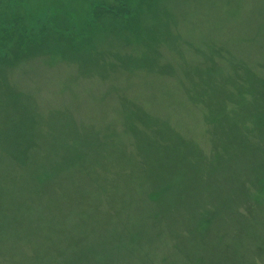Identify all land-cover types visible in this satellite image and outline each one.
Returning a JSON list of instances; mask_svg holds the SVG:
<instances>
[{
	"label": "rangeland",
	"instance_id": "obj_1",
	"mask_svg": "<svg viewBox=\"0 0 264 264\" xmlns=\"http://www.w3.org/2000/svg\"><path fill=\"white\" fill-rule=\"evenodd\" d=\"M0 264H264V0H0Z\"/></svg>",
	"mask_w": 264,
	"mask_h": 264
},
{
	"label": "trees",
	"instance_id": "obj_2",
	"mask_svg": "<svg viewBox=\"0 0 264 264\" xmlns=\"http://www.w3.org/2000/svg\"><path fill=\"white\" fill-rule=\"evenodd\" d=\"M262 86H263V83H261V88H262Z\"/></svg>",
	"mask_w": 264,
	"mask_h": 264
}]
</instances>
